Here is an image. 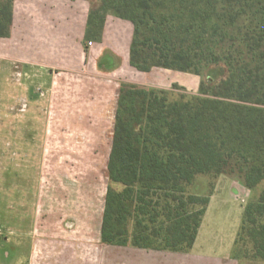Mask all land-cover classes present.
<instances>
[{"label": "trees", "instance_id": "trees-1", "mask_svg": "<svg viewBox=\"0 0 264 264\" xmlns=\"http://www.w3.org/2000/svg\"><path fill=\"white\" fill-rule=\"evenodd\" d=\"M13 1L0 0V38L10 36ZM108 15L133 26V69L192 74L199 84L172 100L119 82L100 241L187 252L210 201L187 192L197 176L237 172L249 189L264 180V0H99L86 42L100 41ZM244 236L264 259V189L243 209L235 243Z\"/></svg>", "mask_w": 264, "mask_h": 264}, {"label": "rangeland", "instance_id": "rangeland-1", "mask_svg": "<svg viewBox=\"0 0 264 264\" xmlns=\"http://www.w3.org/2000/svg\"><path fill=\"white\" fill-rule=\"evenodd\" d=\"M164 77L132 81L165 89L172 100L194 93V75ZM118 84L101 74L0 59V264H87L80 252L89 264H121L115 258L124 249L99 240ZM186 189L210 201L192 248L162 264H264L245 236L235 243L243 209L257 200L264 180L249 189L237 172L199 175ZM64 250L71 253L59 263L50 259Z\"/></svg>", "mask_w": 264, "mask_h": 264}, {"label": "crops", "instance_id": "crops-1", "mask_svg": "<svg viewBox=\"0 0 264 264\" xmlns=\"http://www.w3.org/2000/svg\"><path fill=\"white\" fill-rule=\"evenodd\" d=\"M90 7L91 4L85 0H14L10 36L0 38V59L31 65L45 71L82 73L88 76L101 74L119 82L136 83L132 81V77H137V80L149 84L160 82L162 76H165L164 81L169 78L168 70L154 69L145 74L129 65L133 26L128 21L108 15L102 27L100 41L86 42L84 37ZM88 43L91 45L88 46ZM155 73L157 76L149 80L148 77ZM172 82L173 80L170 83ZM197 83L199 84L198 77L189 88L194 92L192 94L197 91ZM177 84L179 83H173ZM118 248L124 249L119 258H115V261L121 260V264H162V258L179 256V253L172 252ZM68 252L71 253L68 250L55 253L50 259L59 263ZM76 255L89 264L81 252ZM94 256L96 258V252ZM91 261L94 262L93 258Z\"/></svg>", "mask_w": 264, "mask_h": 264}, {"label": "flooded vegetation", "instance_id": "flooded-vegetation-1", "mask_svg": "<svg viewBox=\"0 0 264 264\" xmlns=\"http://www.w3.org/2000/svg\"><path fill=\"white\" fill-rule=\"evenodd\" d=\"M5 241H7V239H6V238H3V242H4V243H5ZM4 255L7 256L8 254L5 253Z\"/></svg>", "mask_w": 264, "mask_h": 264}, {"label": "built area", "instance_id": "built-area-1", "mask_svg": "<svg viewBox=\"0 0 264 264\" xmlns=\"http://www.w3.org/2000/svg\"><path fill=\"white\" fill-rule=\"evenodd\" d=\"M91 45V43H88V46H90Z\"/></svg>", "mask_w": 264, "mask_h": 264}]
</instances>
